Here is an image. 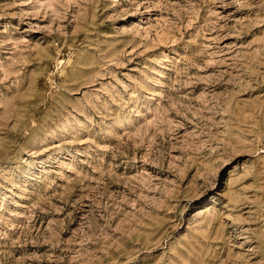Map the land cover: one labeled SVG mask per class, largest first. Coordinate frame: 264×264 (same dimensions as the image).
I'll use <instances>...</instances> for the list:
<instances>
[{"label":"rangeland","instance_id":"obj_1","mask_svg":"<svg viewBox=\"0 0 264 264\" xmlns=\"http://www.w3.org/2000/svg\"><path fill=\"white\" fill-rule=\"evenodd\" d=\"M0 264H264V0H0Z\"/></svg>","mask_w":264,"mask_h":264}]
</instances>
